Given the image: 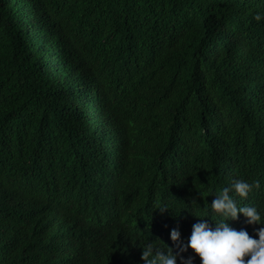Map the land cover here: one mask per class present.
Masks as SVG:
<instances>
[{
  "label": "trees",
  "instance_id": "obj_1",
  "mask_svg": "<svg viewBox=\"0 0 264 264\" xmlns=\"http://www.w3.org/2000/svg\"><path fill=\"white\" fill-rule=\"evenodd\" d=\"M257 11L264 0H0V264H145L149 241L180 250L166 224L187 242L195 218L222 219L213 191L239 178L261 187L237 203L264 211ZM247 219L228 222L258 238Z\"/></svg>",
  "mask_w": 264,
  "mask_h": 264
},
{
  "label": "clouds",
  "instance_id": "obj_2",
  "mask_svg": "<svg viewBox=\"0 0 264 264\" xmlns=\"http://www.w3.org/2000/svg\"><path fill=\"white\" fill-rule=\"evenodd\" d=\"M255 19L257 21L264 20V12L257 11ZM173 177L174 174H170L171 182L163 185V187H171ZM260 187L261 180L259 179L250 182L239 178L224 185L221 187L222 189L213 191L216 193V197L211 202V210L219 213L223 218L217 221L216 224L209 219L195 218L199 221L194 223L187 242H181L180 240L181 231L179 229L183 227L181 223L176 228L166 224L164 229L171 234L174 241L178 242L180 250L176 251L169 247L168 251L165 252L155 241H149L147 246H144L142 253L145 264H178L179 261H183V264H195V256H184L182 254L189 247L195 251L194 253L199 254L201 264H264V226L256 229L259 234L256 238L250 235V228L238 229L228 222L230 218L238 219L241 213L242 216L248 218L247 223L264 225V211L258 209L259 205L255 201L251 204L240 205L233 195L236 193L246 198L250 192L254 193V188L258 189ZM159 202L164 208L171 202L178 203L177 200ZM212 225H215V227ZM246 256L249 258L245 259Z\"/></svg>",
  "mask_w": 264,
  "mask_h": 264
}]
</instances>
